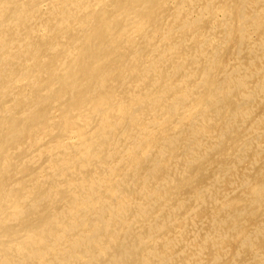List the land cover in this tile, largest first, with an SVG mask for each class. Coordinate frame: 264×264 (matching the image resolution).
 <instances>
[{"label": "bare ground", "instance_id": "bare-ground-1", "mask_svg": "<svg viewBox=\"0 0 264 264\" xmlns=\"http://www.w3.org/2000/svg\"><path fill=\"white\" fill-rule=\"evenodd\" d=\"M0 264H264V0H0Z\"/></svg>", "mask_w": 264, "mask_h": 264}]
</instances>
